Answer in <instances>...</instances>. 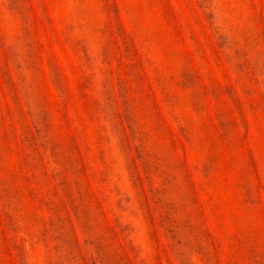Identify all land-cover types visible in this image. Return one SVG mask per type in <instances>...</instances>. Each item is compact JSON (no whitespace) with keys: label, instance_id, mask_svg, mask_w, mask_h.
I'll use <instances>...</instances> for the list:
<instances>
[{"label":"rangeland","instance_id":"rangeland-1","mask_svg":"<svg viewBox=\"0 0 264 264\" xmlns=\"http://www.w3.org/2000/svg\"><path fill=\"white\" fill-rule=\"evenodd\" d=\"M0 264H264V0H0Z\"/></svg>","mask_w":264,"mask_h":264}]
</instances>
